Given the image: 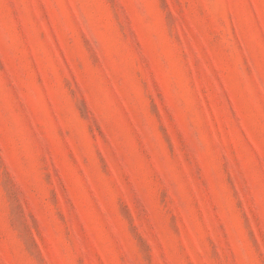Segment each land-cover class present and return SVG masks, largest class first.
<instances>
[{"label": "rangeland", "instance_id": "obj_1", "mask_svg": "<svg viewBox=\"0 0 264 264\" xmlns=\"http://www.w3.org/2000/svg\"><path fill=\"white\" fill-rule=\"evenodd\" d=\"M0 264H264V0H0Z\"/></svg>", "mask_w": 264, "mask_h": 264}]
</instances>
